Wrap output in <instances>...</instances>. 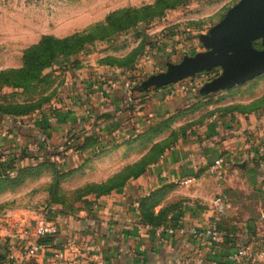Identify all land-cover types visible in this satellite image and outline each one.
<instances>
[{
	"label": "rangeland",
	"instance_id": "374dc122",
	"mask_svg": "<svg viewBox=\"0 0 264 264\" xmlns=\"http://www.w3.org/2000/svg\"><path fill=\"white\" fill-rule=\"evenodd\" d=\"M252 2L0 0V129L8 128L12 133L16 125L25 129L34 127L38 120L48 117V112L63 107L75 90L73 81L87 89H103L111 86V82L136 88L145 78H155L152 84L155 85L160 80L156 72L163 61L168 62L160 66L164 79L175 80L180 75L168 84L195 77L198 91H205L203 98L169 116L159 117L145 132L135 136L134 146L121 150L96 145L90 150L96 156L90 172L86 162L64 172L62 162L51 158V153L62 154L63 150L59 146L48 148L51 146L48 141L30 148L25 135L23 146L16 147L19 150L1 145L0 230L10 223L7 219L19 208L27 209L29 217L45 208L55 211L54 214L59 210L74 214L83 208L90 209L94 199L91 197L106 191L100 187H111L144 171L182 140H191L197 128L206 124L215 112L210 104L219 99L217 96L222 101L244 90L252 93L249 88L255 91L257 82L264 78V66L243 74L235 71L237 68L224 57L216 56L224 51L241 53L236 47L223 50L218 39L232 17ZM251 43L264 52V35ZM172 61L175 62L170 65ZM181 65L185 66L181 69ZM177 70L178 74H174ZM224 73L225 77L219 76ZM229 76L237 80L228 82ZM262 99L264 94L254 106L258 108L259 101L264 103ZM230 105L224 107L233 110L237 106ZM74 148L78 150L74 153H84L82 145L76 144ZM116 153H123L122 157L117 158ZM3 156L6 157L1 159ZM65 156L67 161L70 155ZM230 162L221 160V165L211 169L209 186L227 181ZM234 178L240 186L226 188L227 197L223 198L227 206L218 211L221 232L242 228L250 214L255 217L261 211V192L242 186L251 181L245 180L243 174ZM183 179L186 178L171 181L145 195L144 205L149 209L151 222L167 223L179 199L166 202L158 212L156 208L169 191L192 183H182ZM8 235L1 232L0 243L6 245Z\"/></svg>",
	"mask_w": 264,
	"mask_h": 264
},
{
	"label": "crops",
	"instance_id": "0c3cea01",
	"mask_svg": "<svg viewBox=\"0 0 264 264\" xmlns=\"http://www.w3.org/2000/svg\"><path fill=\"white\" fill-rule=\"evenodd\" d=\"M164 63L168 62L163 61L160 66ZM160 66L156 73L162 76ZM231 77L228 82L237 80ZM177 83L170 84L176 86ZM73 84L75 90L70 92L63 107L55 112V118L38 120L30 129L16 125L13 127L15 132L0 138V146H15L19 150L16 147L23 145L16 139L17 129L23 130L27 139H45L50 148L73 137L77 145H82L84 153H71L63 166L72 169L86 162V169L90 172L96 164V156L90 150L96 145L106 149L119 147L121 150L131 146L135 143V136L145 132L159 117L169 116L193 100L203 98L205 93L198 91L199 86L172 92L170 84L152 85L148 78L140 81L136 88L133 85L130 91L124 85L104 87L102 91L87 89L76 81ZM256 86L255 91L248 89L252 93L244 90V93L222 101L217 96L219 99L210 104L215 112L206 124L197 128L191 140H182L144 171L111 186L109 191L99 193V196H92L90 209L83 208L74 214L60 210L56 214L52 212L59 224V233L46 241L47 246L37 256L22 264H100L93 260L95 251H100L107 260L116 264H234L232 255L240 244L263 247L264 103L259 101L258 108L253 103L264 94V78ZM225 104L237 106L232 110L224 107ZM122 154L115 155L119 158ZM130 156L134 161L135 153ZM217 159H220L218 164L215 163ZM224 159L231 161L227 181L209 186L207 181L212 180L211 171ZM241 170L245 180H251L249 185L245 183L242 186L261 192L258 215L251 217L254 215L250 214L240 229L221 232L218 243L199 244L188 235L181 234L178 230L181 225L203 226L218 221L214 198L217 194L227 197L226 188L240 186L234 177L242 175L239 173ZM187 177H193L192 183L169 191L156 208L158 212L166 202L179 199V205L172 210L166 223L172 231L165 232L163 236L153 229L140 231L138 224L144 222V211L134 202L171 181ZM40 215L29 217L27 209L19 208L7 219L10 223L0 233H9L7 237L10 240L6 245L0 243V264H21V243L35 239L32 229Z\"/></svg>",
	"mask_w": 264,
	"mask_h": 264
},
{
	"label": "built area",
	"instance_id": "2783aa9c",
	"mask_svg": "<svg viewBox=\"0 0 264 264\" xmlns=\"http://www.w3.org/2000/svg\"><path fill=\"white\" fill-rule=\"evenodd\" d=\"M197 79L195 77H188L183 80H180L176 86H170V90L172 92L177 89L180 90H190L191 88L197 87ZM112 87H117V82H111ZM128 85V83H127ZM128 91L131 90V87L126 86ZM103 91L104 89L101 88ZM48 118H55V112H48ZM11 133L8 128L0 129V138L4 136H9ZM16 139L19 142H22L25 139V133L22 131H18L16 133ZM43 142H46L43 138H34L31 137L27 140L26 145L30 148H38ZM74 145H76V141L73 137H69L63 143L59 145V148L63 150V153H51V158L53 160H57L58 162H65L66 156L74 153L78 150H75ZM49 147V146H48ZM64 155V156H63ZM4 158V157H3ZM220 162V159L215 161L216 164ZM15 172V171H14ZM193 179V177H188L182 180V183L189 182ZM214 202L216 204L218 211H223L227 204L222 196V194H217L214 198ZM134 205L139 208L140 201L137 199L134 202ZM138 228L140 231L143 229H153L159 236H163L165 232L172 231V228L168 224H161L154 226L150 223H146L141 221L138 224ZM178 230L183 235H188L190 239L198 242L199 244H213L218 243L221 239V230L219 227V222L214 221L210 222L206 225L200 226L198 224H190V225H181ZM60 231V227L58 222L53 218L52 212L45 208L36 223L33 225L32 234L35 236L33 241L27 240V242H23L22 251L23 255L20 257V263L26 262L29 258L37 256V254L43 250L47 245L46 241L57 235ZM93 260L100 264H116L113 260H107L105 256L100 251H95L93 253ZM234 264H264V246L263 247H255L251 244H240L232 255ZM40 264V263H37Z\"/></svg>",
	"mask_w": 264,
	"mask_h": 264
},
{
	"label": "water",
	"instance_id": "95a60500",
	"mask_svg": "<svg viewBox=\"0 0 264 264\" xmlns=\"http://www.w3.org/2000/svg\"><path fill=\"white\" fill-rule=\"evenodd\" d=\"M261 35H264V0H254V2L246 5L241 11L232 17V19L224 27L221 37L218 39V44H220V47L223 50H229L236 47L241 50V53L236 54L224 51L222 53H217L220 55L216 56L224 57L227 60L226 62H229V64L233 65L234 68H237L235 71L243 74H246L253 68L263 67L264 52L256 48L251 43L253 39ZM212 56L215 57V55ZM231 59L237 63L231 62ZM184 66L185 65H181L179 68L182 69ZM178 72L179 70H177L174 74H178ZM225 76L226 75H224V77ZM177 77H180V75ZM177 77L175 80L173 77L171 80L169 78L164 79L165 74H163L160 76V80L156 83V85L161 86L163 84H168L170 81H176L179 79ZM153 80L155 81V78ZM153 80L151 78L150 83H153Z\"/></svg>",
	"mask_w": 264,
	"mask_h": 264
},
{
	"label": "trees",
	"instance_id": "16d2710c",
	"mask_svg": "<svg viewBox=\"0 0 264 264\" xmlns=\"http://www.w3.org/2000/svg\"><path fill=\"white\" fill-rule=\"evenodd\" d=\"M151 126V125H150ZM150 126H149V128H150ZM52 163L54 164H56V162L55 161H52ZM57 165V164H56ZM58 168H60V166L59 165H57V169ZM73 169V168H72ZM72 169H65L64 168V172H70V170H72ZM58 170H61V169H58ZM133 173H135V172H133ZM140 173V172H139ZM138 172H137V174H139ZM136 174V175H137ZM109 188L110 187H106V186H104V187H100V190H106L105 192H107V191H109ZM142 203H143V205H142ZM146 203V198H145V196L144 197H142V199L140 200V204H141V208H142V211H144V222H146V223H150V224H152V225H154V226H157V225H161V223H159V222H151L149 219H152L150 216H149V209H148V207H146L144 204ZM148 220V221H147Z\"/></svg>",
	"mask_w": 264,
	"mask_h": 264
}]
</instances>
